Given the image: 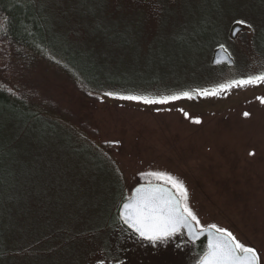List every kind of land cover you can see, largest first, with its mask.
<instances>
[{
	"label": "rangeland",
	"instance_id": "rangeland-1",
	"mask_svg": "<svg viewBox=\"0 0 264 264\" xmlns=\"http://www.w3.org/2000/svg\"><path fill=\"white\" fill-rule=\"evenodd\" d=\"M148 1L153 10L146 8ZM217 4V11L207 14L200 0H37L33 5L44 29V39L36 36L35 44L43 53L28 60L29 79L23 77L19 88L47 105L58 131L47 126L35 151L43 182L28 198V207L37 225L46 219L71 230L63 248L44 252L43 264H196L204 251L202 239L183 234L154 247L121 221L104 223L99 201L77 210L80 203L87 208L94 201L101 179L120 178L128 192L132 182L156 181L141 175L149 172H167L183 181L201 225L227 228L264 255V82L220 89L264 73V0ZM241 19L251 27L240 24L232 37L231 27ZM196 25L211 35L192 45L200 49L192 59L188 38ZM215 28L219 35L212 32ZM221 45L231 64L202 60L205 54L211 60ZM175 51L183 56L175 57ZM13 52L0 45L3 82H14L7 76ZM73 52L83 53L80 63L96 65L98 81L113 74L130 85L165 75L181 85L179 93L140 94L197 95L156 104L106 96L108 91L86 86L78 69L72 80L63 72L61 65H69ZM48 238L53 245L63 242L59 234Z\"/></svg>",
	"mask_w": 264,
	"mask_h": 264
},
{
	"label": "trees",
	"instance_id": "trees-1",
	"mask_svg": "<svg viewBox=\"0 0 264 264\" xmlns=\"http://www.w3.org/2000/svg\"><path fill=\"white\" fill-rule=\"evenodd\" d=\"M33 3H37V0H0V45L10 47L14 51V56L12 55L10 59L13 73L10 69L8 70L10 74H7L8 77H13L14 82L12 83L9 78L6 82L0 80V264H43L44 252L50 253L57 247L63 248L71 237V230L64 223L49 224L45 219L43 223L37 225L33 222V209L28 207V198L33 199L32 195H37L35 188L43 182L35 151L46 134L47 126L58 131L56 120L47 116L45 107L47 105L31 97L29 93L21 92L19 88V85H23L21 83L23 77L24 80L29 79L26 77L28 68L31 67L28 60L34 57V53L39 55L43 53V49L37 48L35 44L36 36L44 39V29L39 28L41 18H38ZM147 4L146 8L153 10L152 2L148 1ZM200 6L206 14L208 11L212 13L218 9L217 0H200ZM191 28L193 31L188 38L191 39L190 49L193 44H201L200 38L211 35L203 26L196 25ZM212 32L219 35L221 31L215 28ZM215 38L216 36H212L210 40ZM194 46L189 51L192 59H196L200 50H195ZM79 55L73 52L69 65H61V68L71 80L74 74L77 75L75 71L78 69V76L82 80H87L83 83L92 86L95 91L155 97L179 93L181 90L178 89L181 85L173 84L165 75L158 77V80L156 77H149L148 80L137 83L130 81V85H127V79L118 78L113 74H108L110 77L105 78V81H98L94 74L96 65L92 67L91 62L87 63L85 60L80 63ZM181 56L183 53L175 51V57ZM202 57V60L211 63L206 54ZM104 68L106 70L107 66ZM97 69L100 70L98 67ZM78 87L85 92L82 86ZM142 91L144 93L140 94ZM31 141L35 146L30 145ZM106 181L100 180L98 189L92 194L94 201L87 205V208L85 204L80 203L77 210L84 212L99 201L104 223L110 225L120 221L117 206L129 191H126V185L120 178L113 177ZM133 183L135 182L131 185ZM87 186L84 185L82 188ZM113 187L116 189H112ZM78 197V202H82L83 196ZM61 202L63 203V199ZM56 234L63 239L59 245L49 242L48 236Z\"/></svg>",
	"mask_w": 264,
	"mask_h": 264
},
{
	"label": "snow or ice",
	"instance_id": "snow-or-ice-1",
	"mask_svg": "<svg viewBox=\"0 0 264 264\" xmlns=\"http://www.w3.org/2000/svg\"><path fill=\"white\" fill-rule=\"evenodd\" d=\"M237 24L248 25L246 20H237ZM223 47V45H221ZM264 82V73L249 75L245 79L231 81L221 85L220 89L232 86L255 85ZM202 95H216V92L201 91ZM106 96H117L107 92ZM182 96L191 97L190 93L172 95L161 98H148L141 95H123L117 98L129 101H142L145 104L167 103L178 100ZM264 102V98H262ZM247 116L248 113H245ZM199 123V120L196 121ZM254 153H250L252 155ZM153 177L163 184L148 183L135 189L132 196L126 199L119 208V219L127 225L141 240L154 247L158 243H167L177 235L184 233L192 241L207 234V244L196 264H261L264 255L258 253L255 247L246 246L227 228L210 224L206 228L201 225L196 213L188 203V191L183 181L167 172L141 173ZM170 186V187H166ZM103 264V261H101Z\"/></svg>",
	"mask_w": 264,
	"mask_h": 264
},
{
	"label": "water",
	"instance_id": "water-1",
	"mask_svg": "<svg viewBox=\"0 0 264 264\" xmlns=\"http://www.w3.org/2000/svg\"><path fill=\"white\" fill-rule=\"evenodd\" d=\"M241 29V25L240 24H234L232 27H231V30H230V34L231 36H235V34ZM211 61L213 63H219V62H231L232 61V58L230 57L229 53L223 48V47H217L213 50L212 52V55H211ZM191 96H195L196 97V92H191ZM149 181H139V182H136L134 185L131 186L130 190H129V193L127 196H125L122 200H120L118 206H117V215L119 217V208L120 206H122V203L123 202H126V199L130 196H132L135 192V189L140 187L141 185H144L146 183H148ZM153 183H160V184H163V182H158V181H151ZM166 187H170V186H167L165 185ZM121 221V220H120ZM122 222V221H121ZM123 223V222H122ZM125 227L128 228L127 225H124ZM207 226H205L206 228ZM129 229V228H128ZM131 230V229H129ZM132 231V230H131ZM133 232V231H132ZM185 236L190 239L186 233H184ZM200 238H204L205 240V245L207 244V234L205 233V235L201 236ZM199 238V239H200ZM198 239V240H199Z\"/></svg>",
	"mask_w": 264,
	"mask_h": 264
},
{
	"label": "flooded vegetation",
	"instance_id": "flooded-vegetation-1",
	"mask_svg": "<svg viewBox=\"0 0 264 264\" xmlns=\"http://www.w3.org/2000/svg\"><path fill=\"white\" fill-rule=\"evenodd\" d=\"M232 37H234V36H232ZM223 63V62H222ZM217 64V63H216Z\"/></svg>",
	"mask_w": 264,
	"mask_h": 264
}]
</instances>
